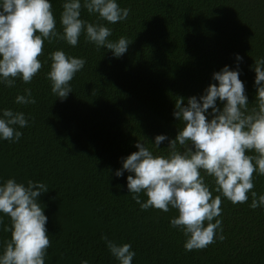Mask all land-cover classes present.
<instances>
[{
	"label": "trees",
	"instance_id": "obj_1",
	"mask_svg": "<svg viewBox=\"0 0 264 264\" xmlns=\"http://www.w3.org/2000/svg\"><path fill=\"white\" fill-rule=\"evenodd\" d=\"M118 2L130 14L107 26L113 31L109 39L123 36L130 43L122 57L98 49L83 34L76 47L62 40L45 42L40 59L46 62L30 84L18 79L12 88L0 85V109L22 111L29 119L19 142L0 141V179L47 184L49 191L40 197L51 241L46 264H119L103 235L130 243L136 252L133 264H264V208L249 206L251 193L243 204L223 199V240L187 252L184 234L170 226L176 210H141L127 189L129 173L115 177L122 158L138 151V141L166 153L167 140L161 149L153 143L160 134L175 139L183 127L173 115L176 100L186 103L202 95L225 65L235 69L239 63L249 102H254L252 66L264 57V0ZM62 3L53 0L60 31ZM82 18L97 19L86 9ZM57 49L87 61L65 100L52 93L47 79L48 55ZM26 88L36 103L16 104ZM253 191L257 198L264 195V176L255 178ZM5 223H10L7 217ZM9 238L0 231V243Z\"/></svg>",
	"mask_w": 264,
	"mask_h": 264
},
{
	"label": "clouds",
	"instance_id": "obj_2",
	"mask_svg": "<svg viewBox=\"0 0 264 264\" xmlns=\"http://www.w3.org/2000/svg\"><path fill=\"white\" fill-rule=\"evenodd\" d=\"M62 9L60 31L53 0H0V85L12 88L18 79L30 84L46 62L40 59L45 42L62 40L76 47L83 34L89 43L111 51L115 58L128 51L126 37L109 39L113 31L107 24L125 21L131 11L120 7L118 0H63ZM85 9L97 17L95 22L82 18ZM48 60L51 91L65 100L73 93L71 81L87 61L64 49L50 53ZM236 60L242 62L243 57L236 54ZM252 70L254 102H249L239 63L235 69L225 65L213 74L216 83L202 95L192 96L186 103L182 97L176 100L173 115L183 127L175 139L160 134L153 143L161 149L167 140L165 154L138 141V151L122 158V167L115 171L117 178L129 173L127 189L141 210H176L170 226L184 234L187 252L224 239L219 219L223 199L243 204L251 193L249 206L264 208V195L257 198L253 191L255 178L264 176V57L255 60ZM14 102L28 105L36 100L31 88H26ZM28 126L24 112L0 109V141L19 142L20 129ZM48 191L41 181L0 179V231L10 233L0 243V264H46L51 241L46 206L40 197ZM141 195L147 199L142 200ZM5 217L10 223H5ZM102 239L119 264H133L136 252L130 243H118L107 235ZM81 264L90 262L82 260Z\"/></svg>",
	"mask_w": 264,
	"mask_h": 264
}]
</instances>
